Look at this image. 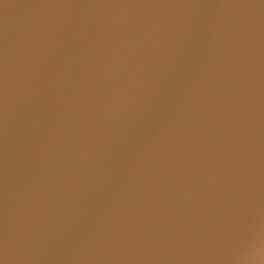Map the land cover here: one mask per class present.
<instances>
[{
    "label": "water",
    "instance_id": "water-1",
    "mask_svg": "<svg viewBox=\"0 0 264 264\" xmlns=\"http://www.w3.org/2000/svg\"><path fill=\"white\" fill-rule=\"evenodd\" d=\"M3 264H264V0H0Z\"/></svg>",
    "mask_w": 264,
    "mask_h": 264
},
{
    "label": "snow or ice",
    "instance_id": "snow-or-ice-1",
    "mask_svg": "<svg viewBox=\"0 0 264 264\" xmlns=\"http://www.w3.org/2000/svg\"><path fill=\"white\" fill-rule=\"evenodd\" d=\"M0 264H3V260L2 259H0Z\"/></svg>",
    "mask_w": 264,
    "mask_h": 264
}]
</instances>
